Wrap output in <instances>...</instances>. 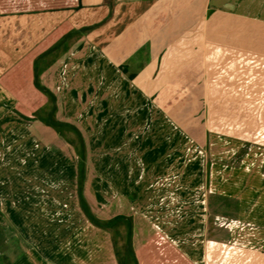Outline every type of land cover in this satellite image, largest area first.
I'll return each instance as SVG.
<instances>
[{
    "label": "crops",
    "instance_id": "1",
    "mask_svg": "<svg viewBox=\"0 0 264 264\" xmlns=\"http://www.w3.org/2000/svg\"><path fill=\"white\" fill-rule=\"evenodd\" d=\"M212 2L218 4L0 0V264H118L109 231L90 223L80 209L72 146L10 105L27 104L34 112L44 102L33 84L35 56L71 28L94 24L40 74L57 104L84 102V118L98 120L95 142L84 126L83 194L90 208L101 218L131 216L137 264H152V255L153 264H167L170 258L171 264L226 261L231 242L200 238L203 229L193 216L191 230L163 212L171 198L173 207L192 198L193 207L202 187L201 158H186L185 151L205 147L213 135L205 112L207 102L217 101L209 72L217 70L218 59L226 56L241 71L253 72L250 77L264 87V33L218 31L209 23ZM244 19L264 24L261 16ZM236 55L241 58L233 59ZM259 94L255 100L264 101V89ZM51 156L56 159L43 158ZM221 167L211 163L207 193L237 196L241 211L253 203L248 213L259 216L264 244L261 164L244 159L238 167L224 166V173ZM92 200L102 201L101 208ZM190 207L187 213L194 215ZM185 213L183 208L174 214ZM186 231L197 232L198 238L185 241ZM257 258L264 264V251Z\"/></svg>",
    "mask_w": 264,
    "mask_h": 264
},
{
    "label": "rangeland",
    "instance_id": "2",
    "mask_svg": "<svg viewBox=\"0 0 264 264\" xmlns=\"http://www.w3.org/2000/svg\"><path fill=\"white\" fill-rule=\"evenodd\" d=\"M224 2V0H217V5L212 2L213 7L210 9V14H212V16L209 23L211 25L213 24L212 26L215 29L218 31L231 29L232 32L239 33L241 30H258L264 33V24H255L252 23L251 20L248 21L249 19H244L249 16H261L262 19H264V0H245L244 2H242V0H227L229 4L226 6ZM227 13H231V15H227ZM217 47L224 50L219 45ZM237 57L241 58L240 55H236V57L233 56V59H237ZM251 57L252 56H248L249 59H251ZM225 61L226 56H222L218 59L217 70L209 72V77L212 78L210 83L216 85V92H213L212 95L215 96L217 101L207 102L205 118L206 125L213 135L210 136L205 147H196L194 151L193 149H186L185 151L186 158L195 155L201 158L203 170L206 174L205 176L203 173L202 187H200L199 193H195L193 207H190V205L193 204L191 202L192 198L187 197L182 199V203L180 202L179 205L177 204L174 207L173 204L176 200L171 198L168 200L169 204L167 203V207H163V212L166 219H169L170 222L178 220L185 224V229L191 227V230L194 224L189 222V218L193 216L195 225L198 224L203 229L199 235L200 238H215L218 242H223L222 244L231 242L234 247L231 248L230 252H227V256L225 257L226 261H219L216 262V264H259L257 255H260V253L264 251V244L260 239L263 232L261 233L262 226L257 222L258 215L255 213L251 216L248 213L251 210L250 208L253 207V203H249L250 208L248 207L241 211L243 205H240V199H238L237 196L225 198L223 195L217 197L219 195L214 194L213 196V194L209 195L207 193L209 188V176L207 171L209 172L210 170L213 173V169L211 168L212 162L222 165L219 169L224 173V166L238 167L244 159H248L254 163L259 162L264 172V101L258 102L255 100L256 96L260 95L259 92L263 90L264 87H259L258 81L250 77L253 72L241 71L239 69L240 65L237 67L235 62ZM262 83L261 81V84ZM40 94L42 95V100L45 102V95H43V93ZM245 94L248 95V99L244 98L243 95ZM44 102L38 104L37 108L35 107L33 111L35 112L43 106ZM111 104H113V99H111ZM10 105H12V109H14L15 106L22 109V111L16 110V112L24 119H31V117H34V113L29 110L31 108L30 105ZM1 107L2 105L0 104V109ZM86 107L87 104L84 102L63 103L61 100L57 104L55 116L59 120L69 121L74 123L77 127H80L83 137L85 126V131L91 142H95L98 137V120L84 118V108ZM28 111L29 115H26ZM51 132H53V129L50 127V134H52ZM87 134L85 133L86 138ZM40 137L41 136H39V139H41ZM108 140V138L105 139L107 142ZM198 149H201L200 153ZM44 153H46V151H44ZM43 158L56 159V156ZM218 172L221 171L218 170ZM92 201L94 207L101 208L103 204L101 200V203L96 202V200ZM189 207L191 208L190 213L194 210V215H189V213H187L189 212ZM183 208L186 212L185 216L182 214L176 216L174 214L176 212L180 213ZM198 225L196 226L197 228ZM171 227L172 224L168 223V228ZM194 232L195 231H193V233ZM196 233L197 232L192 235L191 231H186L181 237L184 238L185 241H189L192 238H198ZM108 234L111 238L110 233ZM243 245L251 246L243 247ZM219 248L222 249L223 253L224 247L221 245L218 246V249ZM217 253H220L219 250ZM152 256L154 257V255ZM153 257L148 259L152 264L154 263L152 262L154 261ZM242 260L243 262L241 263ZM171 261L172 259L170 258L167 264H171Z\"/></svg>",
    "mask_w": 264,
    "mask_h": 264
},
{
    "label": "trees",
    "instance_id": "3",
    "mask_svg": "<svg viewBox=\"0 0 264 264\" xmlns=\"http://www.w3.org/2000/svg\"><path fill=\"white\" fill-rule=\"evenodd\" d=\"M86 25L71 28L56 41L35 56L32 63L33 84L45 95L44 105L33 112L34 117L50 126L55 133L69 143L77 156V195L80 209L93 225L106 229L111 235L114 254L118 264H137L132 247V218L129 215L117 214L109 218L97 216L90 208L83 194L86 169L87 147L81 130L72 122L59 120L55 116L57 99L55 94L40 80V74L50 66L82 34L96 26Z\"/></svg>",
    "mask_w": 264,
    "mask_h": 264
}]
</instances>
